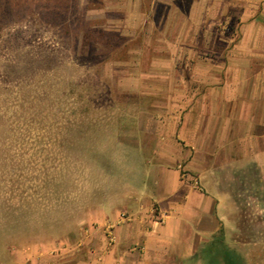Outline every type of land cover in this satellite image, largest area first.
Listing matches in <instances>:
<instances>
[{
	"label": "rangeland",
	"instance_id": "rangeland-1",
	"mask_svg": "<svg viewBox=\"0 0 264 264\" xmlns=\"http://www.w3.org/2000/svg\"><path fill=\"white\" fill-rule=\"evenodd\" d=\"M135 3L0 0V264L71 251L121 208L133 82L148 71L166 83L184 59L220 62L264 0H141L146 16ZM246 208L240 239L264 259L263 221Z\"/></svg>",
	"mask_w": 264,
	"mask_h": 264
},
{
	"label": "crops",
	"instance_id": "crops-1",
	"mask_svg": "<svg viewBox=\"0 0 264 264\" xmlns=\"http://www.w3.org/2000/svg\"><path fill=\"white\" fill-rule=\"evenodd\" d=\"M263 17L264 4L220 62L184 59L166 83L148 71L133 82L118 140L131 174L113 201L123 206L80 246L39 249L28 264H264L249 259L259 244L240 239L245 205L264 224Z\"/></svg>",
	"mask_w": 264,
	"mask_h": 264
},
{
	"label": "built area",
	"instance_id": "built-area-1",
	"mask_svg": "<svg viewBox=\"0 0 264 264\" xmlns=\"http://www.w3.org/2000/svg\"><path fill=\"white\" fill-rule=\"evenodd\" d=\"M181 172H182V176L183 178H188L189 177V171L186 169L185 165H181L180 166ZM114 239L112 238L111 241H113Z\"/></svg>",
	"mask_w": 264,
	"mask_h": 264
},
{
	"label": "trees",
	"instance_id": "trees-1",
	"mask_svg": "<svg viewBox=\"0 0 264 264\" xmlns=\"http://www.w3.org/2000/svg\"><path fill=\"white\" fill-rule=\"evenodd\" d=\"M234 258H237V257H235V255H234ZM239 258V257H238Z\"/></svg>",
	"mask_w": 264,
	"mask_h": 264
}]
</instances>
